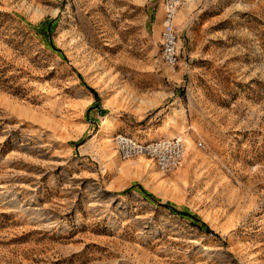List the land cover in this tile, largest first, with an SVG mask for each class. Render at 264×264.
I'll use <instances>...</instances> for the list:
<instances>
[{
	"label": "rangeland",
	"instance_id": "rangeland-1",
	"mask_svg": "<svg viewBox=\"0 0 264 264\" xmlns=\"http://www.w3.org/2000/svg\"><path fill=\"white\" fill-rule=\"evenodd\" d=\"M163 18L0 0V264H264V0H184L174 69ZM120 132L186 158L124 160Z\"/></svg>",
	"mask_w": 264,
	"mask_h": 264
},
{
	"label": "built area",
	"instance_id": "built-area-1",
	"mask_svg": "<svg viewBox=\"0 0 264 264\" xmlns=\"http://www.w3.org/2000/svg\"><path fill=\"white\" fill-rule=\"evenodd\" d=\"M164 7L161 32L162 57L174 69L179 63L181 38L176 28V16L184 0H162ZM116 150L122 159L147 157L164 173L178 169L186 158L187 142L182 136L161 137L142 141L126 133L114 137Z\"/></svg>",
	"mask_w": 264,
	"mask_h": 264
},
{
	"label": "bare ground",
	"instance_id": "bare-ground-1",
	"mask_svg": "<svg viewBox=\"0 0 264 264\" xmlns=\"http://www.w3.org/2000/svg\"><path fill=\"white\" fill-rule=\"evenodd\" d=\"M110 118H106L105 119V122H104V124H103V126L100 128V130H99V133L100 134H102V135H105V133L108 131V129L111 127L110 126ZM185 130V129H184ZM98 133V134H99ZM170 137H173V138H176V137H178L177 135H173V136H170ZM151 139V134H147V136H146V138H144V141H147V140H150ZM142 166V165H141ZM119 167V165L118 164H116V162L114 161V162H112L111 163V169H115V168H118ZM162 184V183H161Z\"/></svg>",
	"mask_w": 264,
	"mask_h": 264
}]
</instances>
